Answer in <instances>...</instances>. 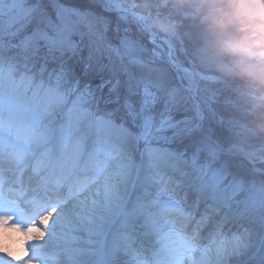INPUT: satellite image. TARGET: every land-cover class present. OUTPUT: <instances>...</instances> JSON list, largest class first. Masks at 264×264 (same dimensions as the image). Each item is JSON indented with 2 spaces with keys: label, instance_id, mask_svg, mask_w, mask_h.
Returning <instances> with one entry per match:
<instances>
[{
  "label": "snow or ice",
  "instance_id": "obj_1",
  "mask_svg": "<svg viewBox=\"0 0 264 264\" xmlns=\"http://www.w3.org/2000/svg\"><path fill=\"white\" fill-rule=\"evenodd\" d=\"M197 15L0 0V264H264V99Z\"/></svg>",
  "mask_w": 264,
  "mask_h": 264
},
{
  "label": "clouds",
  "instance_id": "obj_2",
  "mask_svg": "<svg viewBox=\"0 0 264 264\" xmlns=\"http://www.w3.org/2000/svg\"><path fill=\"white\" fill-rule=\"evenodd\" d=\"M177 9L197 11L204 9L201 23L211 33L234 28L236 35L225 41H217L218 51L240 58L241 67L237 71L232 67L222 70L242 75L251 84L252 95L260 93L264 99V0H166ZM160 31H169L172 26L161 18L157 24ZM264 107V106H262ZM260 121L256 124L258 131H264V110L261 111Z\"/></svg>",
  "mask_w": 264,
  "mask_h": 264
},
{
  "label": "rangeland",
  "instance_id": "obj_3",
  "mask_svg": "<svg viewBox=\"0 0 264 264\" xmlns=\"http://www.w3.org/2000/svg\"><path fill=\"white\" fill-rule=\"evenodd\" d=\"M204 11H205L204 9H201L200 11H198L197 26L202 35L203 48H204L206 57L209 60L212 69L220 77L233 82L242 93H244L245 95L246 94L248 95V92H246V89L243 88L247 86V84L244 82L243 83L239 82L240 80L239 76L241 75H237L235 73H229V72L222 70L224 67H232L238 71L239 68L242 66L240 58L237 56L230 55L225 52L218 51L216 48L217 41H225V40L232 38L234 35H236L235 29L227 28L223 31L217 30L215 32L210 33L206 29L205 24L201 23V16L204 14ZM249 96H251V94ZM259 99H261L260 93L258 96L256 97L254 96L250 98V100H259Z\"/></svg>",
  "mask_w": 264,
  "mask_h": 264
},
{
  "label": "trees",
  "instance_id": "obj_4",
  "mask_svg": "<svg viewBox=\"0 0 264 264\" xmlns=\"http://www.w3.org/2000/svg\"><path fill=\"white\" fill-rule=\"evenodd\" d=\"M240 78V80H239V82L240 83H246L247 84V86H245V87H243V88H245L246 89V92H248V95L246 96L249 100H250V98H252V97H256V96H258L259 95V92H256L255 93V95H252L251 93H252V88H251V84H250V81L246 78V77H244V76H239ZM251 94V96H249Z\"/></svg>",
  "mask_w": 264,
  "mask_h": 264
}]
</instances>
